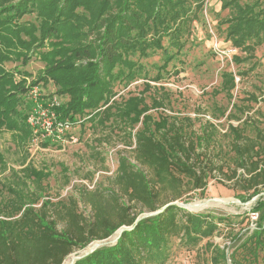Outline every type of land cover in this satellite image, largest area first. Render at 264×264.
<instances>
[{"label":"trees","instance_id":"16d2710c","mask_svg":"<svg viewBox=\"0 0 264 264\" xmlns=\"http://www.w3.org/2000/svg\"><path fill=\"white\" fill-rule=\"evenodd\" d=\"M219 1L229 11L221 23L226 25L225 39L245 54L235 56V62L254 60L264 46V0ZM206 3L0 0V131L11 132L19 146L31 143L37 128L29 123L34 105L29 92L52 83L55 92L40 101L47 107L54 96L60 99L53 108L55 127L89 121L97 128L121 130L125 144H135L133 159L119 155L108 187L80 189L68 202L47 198L44 181L51 173L46 169L28 165L12 171V183L0 180V264H64L72 253L96 241L109 243L114 236L115 242L80 255L73 264H164L173 240L195 248L218 234L221 222L235 224L243 218L194 214L176 202L187 203L193 191L204 195L217 175L232 181L229 188L242 202L259 196L264 188V127L259 121L248 117L242 125L230 124L225 133L230 143L224 148L216 145L217 126L212 123L194 130L190 117L155 119L142 93L116 100L118 85L148 75L145 59L162 53L159 69L167 70L188 44ZM33 59L44 67L29 86L31 73L5 68L7 63L27 66ZM16 75L22 78L16 80ZM236 85V76L223 72L219 93L232 99ZM250 98L258 100L253 94ZM261 102L264 118L262 97ZM153 105L162 103L155 100ZM234 109L230 120L239 122L238 114L246 111L240 105ZM2 167L6 164L0 153V171ZM80 202L90 208L89 215ZM252 212L258 214L255 228L234 234L239 245L230 255L215 247L213 264H264L263 197Z\"/></svg>","mask_w":264,"mask_h":264},{"label":"rangeland","instance_id":"374dc122","mask_svg":"<svg viewBox=\"0 0 264 264\" xmlns=\"http://www.w3.org/2000/svg\"><path fill=\"white\" fill-rule=\"evenodd\" d=\"M228 15L229 11L222 10L219 0H207L199 19L192 26V36L188 44L169 64L167 70L163 72L159 69L164 64L162 53L145 59L143 64L148 75L131 82L128 86L118 85L116 100L121 102L131 95L142 93L151 107L149 113L155 119L162 115L180 119L190 117L194 122V130L212 123L217 126L216 145L224 148L230 143V137L225 134L230 124L242 125L248 117H252L253 123L259 121L261 127H264V118L260 116L263 111L261 97L264 98V46L257 49L254 60L235 62V56L243 57L245 54L235 49L225 39L226 25L221 23ZM165 44L168 45L167 42ZM17 65L19 64L7 63L5 68L9 71L19 69L21 72L31 73L32 77L26 78L28 86L44 67L35 59L27 66ZM223 72H232L236 76L237 85L233 90L232 99H228L224 93H219ZM21 78L20 75H16V80ZM147 84L151 86L150 90L146 89ZM36 87L39 88L36 90L38 98L47 96L48 99L56 90L52 83ZM252 94L256 96L257 101H251ZM29 99L33 101V111H38L36 137L22 147L15 142L11 132L0 131V153L4 155L6 164L0 171L2 183L9 184L15 181L13 170L19 172L22 168L33 165L39 170L46 169L51 173L44 181L48 186L47 198L53 203L68 202L70 197H78L80 189L86 188L90 191L101 185L108 187L118 169L119 155L123 154L133 159L135 144L128 147L125 144V134L121 130L97 128L86 121L85 124L76 125L67 132H55L46 116L47 112L44 113L42 108H36V97L29 93ZM155 100L162 105H153ZM38 102L40 105L41 102ZM234 105H240L246 111L243 116L238 114L242 117L239 122L230 120V115L235 110ZM47 140L50 142L47 143ZM230 185L232 181L217 175V178L209 180L204 195H201L200 191H193L187 195L189 196L187 203L176 204L190 205L192 209L188 211L194 214L226 219L229 217L232 219L233 216L243 218L234 221L235 224L221 222L219 233L211 239L204 240L195 248L184 247L179 240H173L164 264H213L211 257L214 256L215 247L225 249L230 255L239 245L232 240L234 234L240 229L245 232L255 228L258 214L253 213L252 208L257 200L253 198L242 202L237 192L229 188ZM259 196L264 198V188ZM40 206L41 204L37 205ZM79 207L86 210L87 215L90 214V208L86 209L87 206L81 202ZM145 216L147 215H142ZM116 238L112 237L109 243L116 241ZM98 245H101L100 241L93 242L85 250L72 253L65 264H70L75 258L85 255ZM227 264H231V261Z\"/></svg>","mask_w":264,"mask_h":264},{"label":"built area","instance_id":"2783aa9c","mask_svg":"<svg viewBox=\"0 0 264 264\" xmlns=\"http://www.w3.org/2000/svg\"><path fill=\"white\" fill-rule=\"evenodd\" d=\"M39 88L38 87H34L29 93H31L32 95H34L36 97V103H35V106L36 108H42L44 110V113L47 112L46 116L49 118V120L51 121V128L53 127L55 129V132H58V131H62L63 133L64 132H67L69 131L70 129H72V126H70L69 123H65V124H62V123H58L57 126L55 127L54 126V123L57 122V116H56V112L55 110L53 109L55 106H59L60 104V99L58 97H54L51 101H48V105L47 107H44L43 106V102L40 101L41 98H38L37 97V92L36 90H38ZM40 101V105L39 102ZM35 102V101H34ZM38 102V103H37ZM38 106V107H37ZM40 106V107H39ZM35 109V108H34ZM37 116H38V111L35 110L30 113L29 115V123L33 126V127H38V124H39V121L37 120ZM59 133V132H58ZM258 217H256L257 219Z\"/></svg>","mask_w":264,"mask_h":264},{"label":"water","instance_id":"95a60500","mask_svg":"<svg viewBox=\"0 0 264 264\" xmlns=\"http://www.w3.org/2000/svg\"><path fill=\"white\" fill-rule=\"evenodd\" d=\"M259 196L255 197L253 200H257ZM180 207L184 208V209H192V207L190 205H186V204H183V205H179ZM146 217V216H145ZM143 218V217H142ZM141 219V217L138 219V221ZM122 231H120L119 233H121ZM107 241H102L101 242V245H98L96 248L98 247H101V246H104V245H108V242L106 243ZM115 242V241H114ZM95 248V249H96ZM95 249L89 251L88 253H86L85 255H88L89 253L93 252ZM81 257H77L75 258L73 261L70 262V264H73L77 259H80ZM65 264V262H64Z\"/></svg>","mask_w":264,"mask_h":264}]
</instances>
